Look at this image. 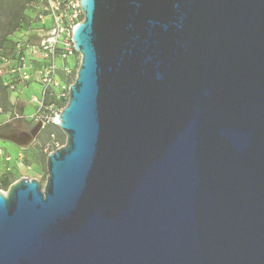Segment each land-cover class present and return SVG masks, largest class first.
<instances>
[{"label":"water","instance_id":"95a60500","mask_svg":"<svg viewBox=\"0 0 264 264\" xmlns=\"http://www.w3.org/2000/svg\"><path fill=\"white\" fill-rule=\"evenodd\" d=\"M78 2L65 142L0 190V264H264V0Z\"/></svg>","mask_w":264,"mask_h":264},{"label":"built area","instance_id":"2783aa9c","mask_svg":"<svg viewBox=\"0 0 264 264\" xmlns=\"http://www.w3.org/2000/svg\"><path fill=\"white\" fill-rule=\"evenodd\" d=\"M25 14L27 26L17 25L10 35L15 57L0 56V79L13 90L16 83L30 79L36 70L41 91L34 99L37 109L31 120L44 127L57 124L60 104L68 98L70 84L61 81L57 73L60 69L68 73L67 61L77 54L71 37L83 12L78 0H25ZM46 99L51 101L45 104Z\"/></svg>","mask_w":264,"mask_h":264},{"label":"rangeland","instance_id":"374dc122","mask_svg":"<svg viewBox=\"0 0 264 264\" xmlns=\"http://www.w3.org/2000/svg\"><path fill=\"white\" fill-rule=\"evenodd\" d=\"M22 7L23 0H0V46L4 45L5 48H11L7 42L6 36L19 22L21 18ZM80 58V54L77 53L68 59V73H65L60 69L58 70L57 77L66 84H71L75 79ZM58 64L61 65V62L58 61ZM26 89L27 90L24 95L27 97L33 93L39 96L41 85L38 82H30L29 87ZM12 122L15 124H20L18 119L12 120L9 123L11 124ZM64 140L65 135L59 128L54 126L45 127L34 140V144L32 145L30 152L26 154V158H28L26 160H29L27 164L30 165V168L21 166L20 169H15V167H13L14 169L7 171V174L4 178H8L9 180L10 178H16L17 180L21 177L35 178L43 185L47 176V154L61 146L64 143ZM0 190L3 192L7 191V189L2 188L1 186Z\"/></svg>","mask_w":264,"mask_h":264},{"label":"crops","instance_id":"0c3cea01","mask_svg":"<svg viewBox=\"0 0 264 264\" xmlns=\"http://www.w3.org/2000/svg\"><path fill=\"white\" fill-rule=\"evenodd\" d=\"M22 14L23 8L21 16ZM12 31L13 29L6 36L8 44H10L9 40ZM9 50L10 49L5 48L4 45L0 46V53L9 54ZM37 66L38 65H35V68H37ZM37 78L38 73L34 69L31 72L30 79L16 83L13 90L8 88L4 82L0 80V135L12 133L21 136L25 133H29L36 124V122L31 120V116L37 109V103L34 99L38 96L35 93L28 97L24 94L26 93V88L29 87L30 82H38ZM15 114H19L20 117L15 118ZM17 119L20 124H15L14 122L11 124L9 123L10 121ZM43 129L44 127H41L37 135L26 145H19L16 142L0 138V179L5 177L7 171L14 169L13 167H15V169H20L21 166L30 168V165L27 164L29 160H26L28 159L26 158V154L30 152L34 140ZM15 180L16 178H10L9 181L12 183Z\"/></svg>","mask_w":264,"mask_h":264},{"label":"trees","instance_id":"16d2710c","mask_svg":"<svg viewBox=\"0 0 264 264\" xmlns=\"http://www.w3.org/2000/svg\"><path fill=\"white\" fill-rule=\"evenodd\" d=\"M23 14H22V16H21V19L19 20V22L15 25V27L17 26V25H20V24H23L24 26H27V22H28V16L25 14V0H23ZM14 27V28H15ZM14 28H13V30H14ZM13 32V31H12ZM9 45H10V50H9V54L7 53V54H5V53H0V56H10V57H12V58H14L15 56V54H14V51H13V43H12V41H11V39L9 40ZM1 80V79H0ZM51 101V99H46L45 100V104H48L49 102ZM66 102H67V100H64L63 102H61V106L63 107L65 104H66ZM49 126H54V127H57L58 128V126L56 125V124H53V123H48V124H46L45 126H44V128L45 127H49ZM64 142H65V140H64ZM63 143V142H62ZM10 181H9V179L8 178H2L1 180H0V186L2 187V188H5V189H7L8 188V186L10 185Z\"/></svg>","mask_w":264,"mask_h":264},{"label":"bare ground","instance_id":"6f19581e","mask_svg":"<svg viewBox=\"0 0 264 264\" xmlns=\"http://www.w3.org/2000/svg\"><path fill=\"white\" fill-rule=\"evenodd\" d=\"M15 140H16L17 142H20V141H22V140H24V139H18V138H15Z\"/></svg>","mask_w":264,"mask_h":264}]
</instances>
